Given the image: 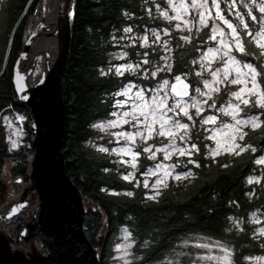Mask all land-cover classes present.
Wrapping results in <instances>:
<instances>
[{"label":"trees","instance_id":"trees-1","mask_svg":"<svg viewBox=\"0 0 264 264\" xmlns=\"http://www.w3.org/2000/svg\"><path fill=\"white\" fill-rule=\"evenodd\" d=\"M151 3L152 0H76L70 59L62 78L66 106L62 150L67 173L83 195L85 233L98 252L100 264H117L113 260V244L121 226H128L136 239V258L126 264H189L195 250L192 246L179 253L181 261L179 257L169 262L166 256L179 249L182 240L196 234L226 242L234 248L235 264H250L247 258L254 253H264V239L252 235L249 219L252 211L264 210V189L247 181L257 168L254 161L259 153L247 148L239 155L224 154L214 159L206 156L202 144L201 153L195 157L200 167L192 165V176L178 183L170 182L158 197L149 199L143 185L136 186L134 181L124 180L112 158L88 143L96 133L93 121L109 113L111 95L132 78L105 71L109 53L114 50L111 37L125 25H148L147 8ZM43 4L44 0H0V170L12 160V173L26 184L31 181L35 154L33 111L19 100L13 69L24 49L29 29L42 15ZM57 5L56 2L53 8L51 31L57 23ZM153 20L157 25L159 19ZM207 34L204 29L191 42L174 41L171 75L191 72L188 79L194 87L197 77L192 61L204 48L200 43L206 41ZM249 41L250 55L244 57L260 64L257 61L259 49L251 38H247ZM57 45L56 36H39L33 42L37 52L33 49L32 52L43 54L45 59L48 51L54 59ZM38 68L37 59L34 72ZM45 68L44 61L39 70L42 72ZM41 72L31 79L30 85L36 83ZM261 81L264 87V79ZM5 114L20 115L25 120L23 126L28 136L19 147H12L6 138ZM262 135L264 125L248 135L247 144L258 145ZM142 161L144 167L148 160L143 158ZM113 192L119 194L113 195ZM125 192L133 195H124ZM233 217H242L245 222L238 227L233 224ZM16 223L15 235L24 217H18ZM42 252H48L44 246Z\"/></svg>","mask_w":264,"mask_h":264},{"label":"rangeland","instance_id":"rangeland-1","mask_svg":"<svg viewBox=\"0 0 264 264\" xmlns=\"http://www.w3.org/2000/svg\"><path fill=\"white\" fill-rule=\"evenodd\" d=\"M163 1V2H162ZM57 4L59 3V0H56ZM54 0H44L43 9L41 11L42 15L37 18V21L35 25L32 27L34 28L36 24L41 22L42 20L45 21L46 24H49L48 28L44 29L45 32H52L50 30V26L52 25V15L54 14V6L55 3ZM152 5H149L147 8L148 14H149V21L150 23L148 25H140L138 23H133L129 25H125L119 32L113 33L111 37L112 45L114 46V50H112L109 53V65L105 68L106 72H109V69H111L112 72H115V67L125 64H131L134 67V71H125L123 75H128L131 78V80H128L125 82L119 90L116 92H122L126 86L133 85L131 88V92L128 93V96L123 95H111L112 99V105L109 113L102 118L96 119L92 123V127L96 124H102L105 125L103 128H97L94 127L96 133L95 135L89 140V144L93 146L96 150L99 151V148H107L108 152H102L108 154L112 161L115 163L117 168L122 172V176L127 175L129 172H132L134 174L133 178L130 179L129 182L135 183L136 186L143 185L145 181H147L149 187L146 188L148 191L149 196H154L155 193L159 192V195L161 191L165 188L164 184L169 185L170 182H180L184 181L187 178H181L179 180L174 179L173 177L177 173H183L185 171L191 170L193 173L192 165L189 164L188 160H196V154L201 153V145L204 146V153H206L207 157L213 158V156L210 154L211 150L217 148V141H220V151L221 154L216 156L214 159H217L219 156L228 154V155H234L229 154L227 152H224L223 149L225 147H228L231 143V141H228L225 143V133H217L213 139H206L205 137L212 135L211 132L205 131L206 128H220L222 127L223 123H233L231 118L229 116L223 115V113L217 112L216 109H209L207 105L204 106L205 111L203 113V116L208 115H217L218 119L215 125L208 124V125H201L199 123L200 119L202 117H194L196 120V123L193 125L192 122L188 121L185 117H180L182 122L189 123L190 124V131L189 136L191 137L190 140L187 142L193 143L195 142L197 146L199 147V152L194 153L191 157L188 156H179L177 154H173L170 159L165 160L163 158L164 154L162 152L156 153V159H148L149 153L143 152V147L145 146L143 142L137 138L136 145L133 147V151L140 152V156L137 159L136 168H133L131 164H125L121 163V160H130V156L126 155H118L114 152H112V149H119L121 147H124L126 142L124 140L118 139L116 136L112 135L113 133L120 132V131H135L136 129L132 128L131 125H122L120 127H107L109 121L118 120L120 117V114L124 112L131 111L136 104L141 103L136 98V93L138 91L143 90V94L145 96L146 100H151L153 96L157 95V89L159 88V85L162 83L163 80H168L169 84L171 85L175 80L174 77L176 75H180L181 77H186L187 79L190 78L192 75L191 72L186 73H180L176 75H171V71H167L166 66L173 65V52H174V41L180 42L181 36H189L191 39L195 37H199V32L204 31V29H207L208 34L206 35V41L203 43H200L204 46L198 54L196 58L192 61V64L194 68H196L193 72L195 77V87L203 88L202 81L204 79H211V76L209 75L208 71H206L204 68L201 67V64L205 63L203 60H201V57L206 52L207 48L209 47H217V41H212L209 39V36L211 35V28L213 25H219L221 28L224 29V31L227 33L229 30L225 25L221 23L218 19H214L216 15V10L212 6V0H208L207 2V9L208 11L205 12V16L208 15V12H211V15L213 19L208 20V27H202L197 21L199 20V12L204 11V9H192L189 8L187 12L184 11V9L179 8V4L181 3V0H174L175 5H177V9L174 11L172 7L169 6L167 3V0H152ZM188 3H191V0H187ZM199 2H203V0H199ZM231 0H222L220 7L223 11L224 15L229 18L235 25H240V21L236 18L234 11L231 12L228 9V3H230ZM248 0H245V3H247ZM157 5L160 6V8H157ZM251 6V5H250ZM252 7V12L254 15L257 16L259 19L261 14L258 12V10L255 8V6ZM237 9L243 13H247V9L243 8V6L239 3H237ZM166 10L168 12L169 16H176L177 13L182 17V20H167L161 15V11ZM56 13V19H57V12H58V5L57 9L55 10ZM159 19L158 24L156 25L154 23L153 19ZM183 21H190L191 23L185 26ZM245 21L249 24V30L255 32L259 29L260 25L257 23H254L251 21L250 17L245 15ZM57 22V21H56ZM180 24V29L176 28L177 24ZM57 26V23H56ZM132 28L131 32H125V28ZM191 28V31L188 30V28ZM56 28V27H55ZM168 31V35H165V31ZM153 30L159 35L160 39L156 40V36L153 35ZM54 31V30H53ZM238 31L241 32V37L245 41V47L248 50V45L250 44V41L247 42V38H250L246 36L242 26L238 27ZM51 36V35H47ZM147 38V43L145 44L144 38ZM226 39H230V37H225ZM217 40H219V36L217 37ZM155 41V43H154ZM165 42H167V48H165ZM184 42V40H183ZM33 44L30 50V55L27 60V66L26 70L31 67V63L33 64V61L35 58L38 59V66L39 68L29 77L28 81L29 84L31 83V79L41 72L42 63L45 61L46 68L44 70H47L48 64L52 66L56 60L57 54H58V45L56 48L57 54L56 57L53 59V56L51 52H45L46 58L43 59V54L39 55L38 53L32 52ZM170 49V51L168 50ZM259 49V48H258ZM261 50L259 49V52ZM32 52V55H31ZM34 52H37V50H34ZM147 52L148 55L145 56L144 53ZM47 54H49V59L47 58ZM233 55L237 57V59L251 62L255 66H257V70L264 72V57L260 56V59L257 60L260 62V64H255L254 62L247 60L244 56H241L238 52L233 50ZM252 55V53H251ZM162 57H168L169 59L165 60L162 59ZM148 60L147 64H144L143 61ZM196 63H193V62ZM138 65V67H137ZM221 62L217 61L212 64V68L215 69L216 67H220ZM159 68H164V71H157ZM41 74L43 73V71ZM156 72L155 76H152V72ZM244 71H247L244 69ZM201 72V76H197L196 73ZM116 73V72H115ZM122 75V76H123ZM235 75V73H233ZM40 79V78H39ZM38 79V80H39ZM261 80L264 79V77L260 78ZM37 80V81H38ZM145 80H153L152 83L145 82ZM36 81V82H37ZM33 83V82H32ZM35 84V83H34ZM33 85V84H32ZM194 87V88H195ZM239 86H229L227 89H224L223 86H221V92L218 94H214V101L217 105V108H219L221 105H226L229 100H231V96L229 93L231 91H235L236 88ZM263 87V82H262ZM166 92H170L169 88H165L162 91H159L160 96H164ZM185 100L188 99L184 98ZM198 99H202L198 97ZM118 101H126V103L123 106L118 105ZM174 102V99L170 96L168 99V103L171 105ZM235 102V101H234ZM211 103V101H209ZM242 108H244V111L240 113V116L237 118H243L245 117V114L247 115H257L262 112H264V109L257 108L254 104L251 105V107H244L241 105ZM190 112L194 115L195 109H190ZM112 113H117L116 116L112 115ZM169 115H172V113H169ZM260 119L264 121V115L260 116ZM24 118L22 116H16L12 114H5L3 116V123L5 124V130H6V138L9 141V144L13 147V142H15L16 146L19 147L24 143V140L27 138V131L25 127L23 126ZM263 125H261L259 128L252 129L251 127H245L243 129L244 132L247 133L244 140H237V142L244 147L245 149H255L257 153L258 159L262 156H264V146L259 147L258 145L249 146L247 144V137L248 135L254 131H258ZM262 137H264L262 135ZM261 137V138H262ZM169 140L165 139L164 137H154L153 139L148 141V144H151L155 148H161L164 145L168 144ZM176 143L181 146L185 147L186 145L179 141L177 138ZM252 147V148H251ZM260 149V150H259ZM101 152V151H100ZM146 157V158H145ZM147 159L148 162L143 167V161L142 159ZM161 163L165 166H172L177 165L175 170L172 172V175H166L165 170H160L159 172H156L155 175L149 174V169H152L154 172L156 171L155 165ZM256 165V170L250 175L252 177H260V183H252L256 185L257 187L264 189V165ZM14 167V163L12 160H9L3 167L2 170H0V184L2 183L0 187V200L3 202L2 205H0V208H4L7 205L13 204L15 202H18L21 200V197L27 188V186L31 185V181L28 184L25 182L19 180L17 176H15L12 173V168ZM190 178V177H188ZM160 180L161 183L157 185L155 188H152V185L155 184L157 180ZM248 181V179H247ZM137 182L139 184L137 185ZM32 199L30 202V206L27 209L25 213V218L28 221H31V219L34 217L35 213L38 210V207L40 205L39 203V197L35 195V193L32 194ZM158 195V196H159ZM155 196V197H158ZM2 206V207H1ZM250 222L253 226V232L252 235L254 237H258L260 239H264V235H261V229H264V210H254L251 212L249 216ZM244 218L242 217H233V224L236 226H241L244 223ZM125 228H127L128 232L131 234L127 238H125V232L123 231ZM36 250L38 255L45 254L43 253V244L41 242H36ZM136 244V239L133 236L132 232L130 231V228L128 226H121L119 231L117 232V235L114 239L113 244V260L117 264H126L129 262H132L136 258V254L134 251V247ZM200 244H207L209 247H196V245ZM193 247L195 250L193 254L191 255L192 260H190L189 264H192L193 261H195V264H235V251L234 248L227 244L224 241L210 238V237H204L200 234L192 235L191 237L185 238L179 243V249H175L171 251L167 256L166 259L169 262H172L176 260V258H179L180 261L182 260L180 252H184V250L187 247ZM182 247V249H180ZM227 250V251H225ZM35 255L34 246L31 245L28 247V251L26 252V256L31 259ZM227 255L228 259H223ZM211 257V258H209ZM259 258V259H258ZM177 259V261L179 260ZM248 263L252 264L253 262H257L259 264H264V253H254L249 258H247Z\"/></svg>","mask_w":264,"mask_h":264},{"label":"snow or ice","instance_id":"snow-or-ice-1","mask_svg":"<svg viewBox=\"0 0 264 264\" xmlns=\"http://www.w3.org/2000/svg\"><path fill=\"white\" fill-rule=\"evenodd\" d=\"M208 0H191V3H188L187 0H181L179 8L184 9L185 12L192 9H204V11L199 12V20L197 21L202 27L207 28L208 20L213 19L211 12H208V15L205 16L207 9ZM222 0H212V6L216 10V15L214 19L221 21L223 25L229 30L227 33L219 25H213L211 28V35L209 39L212 41H217V47H209L206 52L201 57L205 63L201 64V67L208 71L211 79H204L202 81L203 88L195 87L192 90V94L189 93L190 85L185 83L180 75L174 77L175 83L169 84L168 80H163L157 89V95L153 96L151 100H146L143 94V90L138 91L135 95L136 98L141 101V103L136 104L135 107L128 112L120 114L118 120L109 121L107 127H120L122 125H131L132 128L136 129L135 131H120L113 133L112 135L116 136L118 139L124 140L126 142L124 147L119 149H112V152L118 155L130 156V160H121V163L131 164L133 168H136L137 159L140 156V152L133 151V147L136 145L137 138H139L143 144L144 153H149L148 159H156V153L162 152L164 154L163 158L165 160L170 159L173 154L179 156H188L191 157L194 153L199 152V147L195 142L188 143L187 141L191 139L189 136L190 124L182 122L180 117L187 118L188 121L192 122L194 125L196 120L194 117H202L199 121L201 125L212 124L215 125L217 122V115H208L203 116L205 111L204 106L207 105L209 109H216L217 112L223 113L225 116H229L233 123H223L220 128H206L205 131L211 132L212 135L205 137L206 139H213L217 133H225V143L231 141L228 147L223 149L224 152L229 154L239 155L240 152L245 151L246 149L242 147L237 140H244L247 135L243 131L245 127H251L252 129L259 128L261 125H264V121L260 119L261 115H264V112L257 115H247L243 118H237L240 116V113L244 111V108L241 107H251L255 105L257 108L264 109V87H262L261 77H264V72L258 71L257 66L251 62L243 61L237 59L233 55V50L238 52L241 56L250 55L248 50L245 47V41L241 37V32L238 31V27L242 26L246 36L251 38V42L255 44L257 48L261 51L259 56L264 57V0H248L245 3V0H231L228 3V9L231 12L234 11L236 18L240 21V25H235L229 18H227L223 11L221 10L220 4ZM167 3L175 11L177 5H175L174 0H167ZM237 3L241 4L243 8L247 9V13H243L237 9ZM258 10L261 14L258 19L256 15L252 12V7ZM159 9L160 6L157 5ZM161 15L171 21V20H182V17L177 13L176 16H169L166 10L161 11ZM245 15L250 17L251 21L260 25L259 29L255 32L249 30V24L245 21ZM185 26L190 24V21H183ZM177 29H180V24L176 25ZM191 31V28H188ZM125 32H131L132 28L128 27L124 29ZM165 35H168V31L165 29ZM153 35L156 36V40H159V35L153 30ZM219 36V40L217 37ZM230 37L226 39L225 37ZM181 40L186 42H191V37L181 36ZM145 44L147 43V38H144ZM155 43V41H154ZM165 48H167V42H165ZM170 51V49H168ZM145 56L148 55L147 52L144 53ZM162 59H169L168 57H162ZM220 61L221 66L212 68V64ZM144 64L148 63V60L143 61ZM193 63H196L195 61ZM138 67V65H137ZM167 71H171V65L166 66ZM246 69L247 71H244ZM134 67L131 64H125L115 67V72L117 75H123L125 71H134ZM164 68H159L157 71H164ZM111 71V69H109ZM235 73V75H233ZM152 76L156 75V72L151 73ZM197 76H201V72L196 73ZM221 86L224 89H227L229 86H239L235 91H231L229 95L231 100L227 102L226 105H221L217 108V105L214 101V94L221 92ZM133 85L126 86L122 92L116 93V95L128 96V93L131 92ZM165 88H169L170 92H166L164 96H160L158 93ZM174 99V102L170 105L168 103L169 97ZM188 97L187 100L184 98ZM198 97L202 99H198ZM211 101V103H209ZM235 101V102H234ZM119 106H123L126 101H118ZM190 109H195L194 115L190 112ZM172 113V115H169ZM116 116L117 113H112ZM94 127L103 128L105 125L96 124ZM164 137L169 140V143L164 145L161 148H155L151 144H148V141L154 137ZM177 138L179 141L184 143L186 146L181 147L176 143ZM16 144L13 142V147ZM101 152H108L107 148H99ZM255 151V149H253ZM213 158L221 154L220 151V141H217V148L211 150L210 153ZM257 165H264V156L256 159L254 161ZM189 164H193L195 167H200V164L197 161L192 159L188 160ZM227 167V165H222ZM177 165L165 166L161 163L155 165L156 171L149 169V174L155 175L156 172L160 170H165L166 175H172V172L175 170ZM105 171H109L105 169ZM134 174L129 172L127 175H124L122 178L126 181H130L133 178ZM192 176L191 170L185 171L183 173H177L173 178L176 180L183 178H188ZM260 177H248V183H260ZM161 181L158 179L155 184L152 185V188H155L159 185ZM139 182H137V185ZM144 187L148 188L149 185L147 181L144 183ZM164 187H167V184H164ZM103 190V189H102ZM113 195H118L119 193H111ZM254 193H249L253 195ZM124 195L132 196V192H125ZM159 192L155 193L154 196H149V199H155V196H158ZM231 219V218H229ZM125 232V238L131 234L128 232L127 228L123 230ZM261 235H264V229H261ZM196 247L207 248L209 245L200 244ZM227 251V250H225ZM188 255V254H185ZM211 258V257H209ZM223 259H228L227 255ZM259 259V258H258ZM195 264V261L192 262Z\"/></svg>","mask_w":264,"mask_h":264},{"label":"water","instance_id":"water-1","mask_svg":"<svg viewBox=\"0 0 264 264\" xmlns=\"http://www.w3.org/2000/svg\"><path fill=\"white\" fill-rule=\"evenodd\" d=\"M75 16L76 0H59L55 30L45 32L49 24L44 20L30 28L24 49L14 65L13 83L19 100L33 111L35 154L31 185L27 186L20 201L0 211V221H9L24 213L33 193L39 197L40 205L32 222L24 226L16 238H9L0 230V264H100L98 252L84 230L83 195L67 173L62 150L66 131L62 78L69 64ZM44 35L57 37L58 54L54 64H48L40 79L30 86L28 79L37 58L28 71H22V67L29 58L34 39ZM49 56L47 54L48 59ZM182 79L190 85L191 95L192 83L186 77ZM258 143L263 147L264 137ZM35 241L42 242L48 254L38 255ZM31 245L35 255L29 259L26 252Z\"/></svg>","mask_w":264,"mask_h":264},{"label":"flooded vegetation","instance_id":"flooded-vegetation-1","mask_svg":"<svg viewBox=\"0 0 264 264\" xmlns=\"http://www.w3.org/2000/svg\"><path fill=\"white\" fill-rule=\"evenodd\" d=\"M26 66H27V60H26V62L24 63V65H23V67H22V71H28V69L30 68H28L27 70L25 69L26 68ZM13 77H14V69H13ZM19 180H21V181H23L21 178H19ZM29 185V184H28ZM2 207V206H1ZM29 208V207H28ZM27 208V209H28ZM3 209V207L2 208H0V211ZM27 211V210H26ZM26 211L24 212V213H22V214H20V215H16V216H14L13 218H11L9 221H0V230L6 235V236H8L9 238H16L17 236H18V234L20 233V231H21V229L24 227V226H26V225H28L29 223H31L32 222V219H31V221H28L26 218H25V213H26ZM20 216H23L24 217V223H23V225L21 226V228L19 229V231L16 233V235H15V228H16V226H17V223H16V221H17V218L18 217H20ZM37 242V241H36ZM39 242V241H38ZM14 251V250H13Z\"/></svg>","mask_w":264,"mask_h":264},{"label":"bare ground","instance_id":"bare-ground-1","mask_svg":"<svg viewBox=\"0 0 264 264\" xmlns=\"http://www.w3.org/2000/svg\"><path fill=\"white\" fill-rule=\"evenodd\" d=\"M28 37V36H27ZM35 136V135H34ZM34 139V138H33Z\"/></svg>","mask_w":264,"mask_h":264}]
</instances>
